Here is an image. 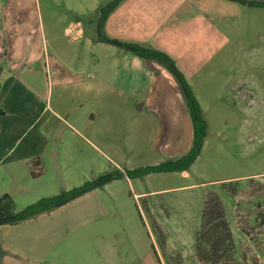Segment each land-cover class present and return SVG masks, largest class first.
Wrapping results in <instances>:
<instances>
[{"label": "rangeland", "instance_id": "1", "mask_svg": "<svg viewBox=\"0 0 264 264\" xmlns=\"http://www.w3.org/2000/svg\"><path fill=\"white\" fill-rule=\"evenodd\" d=\"M110 1L40 0L48 54L96 85L54 89L59 120L51 114L44 128L54 134L41 140L39 154L24 142L23 159L0 165V199L15 193L0 209L18 213L120 171L123 177L48 214L57 235L48 264H264V8L223 0L218 33L214 24L201 37L187 32L186 47L171 57L206 122L201 153L186 173L136 177L130 171L188 153L194 125L187 101L184 114L169 112L165 122L121 90L119 15L109 29L99 25ZM78 21L82 37L71 27ZM110 35L116 39L98 41ZM11 173L23 179L14 183ZM25 187L33 198H19ZM218 208L226 227L212 219Z\"/></svg>", "mask_w": 264, "mask_h": 264}, {"label": "crops", "instance_id": "2", "mask_svg": "<svg viewBox=\"0 0 264 264\" xmlns=\"http://www.w3.org/2000/svg\"><path fill=\"white\" fill-rule=\"evenodd\" d=\"M224 6L223 0H124L108 17L104 28L109 29L119 15L117 22L122 30L119 41L164 51L174 57V51L186 47L187 32L194 31L201 37L214 24L218 33L216 25ZM71 27L77 29L78 36L85 35L82 21L71 23ZM108 38L116 39L111 35ZM98 41L103 42L100 38ZM47 42L40 0H0V165L13 155L23 159L18 149L24 142L32 154H39L41 140L50 141L54 131L50 133L44 128L50 124L51 114L56 119L60 116L51 106L54 89L84 86L86 82L92 88L96 85L83 77L80 67L76 71L58 57H50ZM125 51L117 73L121 90L130 94L141 110L159 112L165 122L169 112L180 110L184 114L186 97L175 75L157 61L143 59L127 48ZM92 68L96 69L94 63ZM98 74L101 80L104 72L99 70ZM21 179V175L11 173L14 183ZM12 190L0 199L1 206L3 201L13 203ZM29 193L25 187L19 198H29ZM0 212L14 214L4 207ZM50 213L18 225H0L2 264L49 263L50 240L57 238L48 226Z\"/></svg>", "mask_w": 264, "mask_h": 264}, {"label": "trees", "instance_id": "3", "mask_svg": "<svg viewBox=\"0 0 264 264\" xmlns=\"http://www.w3.org/2000/svg\"><path fill=\"white\" fill-rule=\"evenodd\" d=\"M124 0H112L106 6L101 9V18L99 20L100 28L102 29L108 17L119 7V5ZM241 2L244 4H250L251 6L256 7H263L264 2H247L246 0H232ZM101 41L103 42H112L110 38L107 36H101ZM122 47L129 49L132 53L136 54L137 56L147 59V60H154L159 62L160 64L167 67L179 80L182 89L184 90L186 101L188 103V107L193 119L194 125V141L193 146L189 150L188 153L183 155L178 159H173L161 164L157 165H150L135 169L130 171L132 176L136 177H143L145 175L155 173V172H185L190 170L191 166L199 157L203 144L204 139L206 137L207 126L206 122L202 117V111L200 104L194 94L192 93L191 87L187 83L184 75L179 70L176 65L175 60L165 53L164 51L142 47L136 44H128V43H121L119 44ZM118 170V169H117ZM123 177V174L118 171L117 173H107L101 179L94 181V182H86L84 185L75 187L70 191H63L59 195L52 196V197H44L40 199L38 202L31 204L30 206L26 207L24 210L14 213V214H2L0 212V225L10 224V225H18L24 221L33 219L41 214L50 213L54 209L64 206L84 195L93 191L94 189L114 180ZM220 207V203H216ZM1 208V204H0ZM225 212L222 209L214 210V215L212 217L218 224L222 223L226 227L227 223L225 220ZM226 239L231 241V245L234 246L231 240V234L228 230V234L226 235ZM4 257V251L0 247V264H2V259Z\"/></svg>", "mask_w": 264, "mask_h": 264}]
</instances>
